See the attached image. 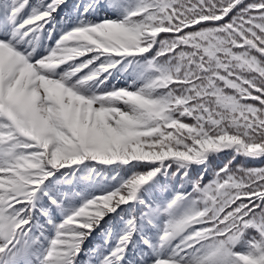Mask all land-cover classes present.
<instances>
[{
	"label": "snow or ice",
	"instance_id": "snow-or-ice-1",
	"mask_svg": "<svg viewBox=\"0 0 264 264\" xmlns=\"http://www.w3.org/2000/svg\"><path fill=\"white\" fill-rule=\"evenodd\" d=\"M0 264H264V0H0Z\"/></svg>",
	"mask_w": 264,
	"mask_h": 264
}]
</instances>
